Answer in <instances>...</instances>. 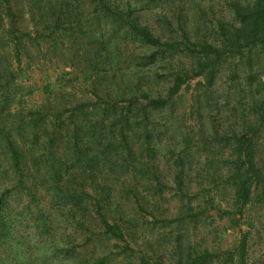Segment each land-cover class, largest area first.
<instances>
[{"label": "trees", "instance_id": "obj_1", "mask_svg": "<svg viewBox=\"0 0 264 264\" xmlns=\"http://www.w3.org/2000/svg\"><path fill=\"white\" fill-rule=\"evenodd\" d=\"M203 1L0 0V264L34 259L33 245L43 249L40 259H87L69 230L85 247L101 231L102 245L130 248L138 221L122 201L135 191L158 207L159 188H168L162 160L181 207L177 226L197 218L190 198L197 159L208 179L207 206L243 218L247 207L264 205V0H228L229 18L200 35L190 7ZM66 44L74 58L84 52L88 79H97L91 95L12 109L13 63ZM225 65L233 85L219 91ZM199 78L193 126L181 131L179 94ZM168 244L174 264H246L245 241L210 251L178 232ZM93 257L105 264L103 255Z\"/></svg>", "mask_w": 264, "mask_h": 264}, {"label": "rangeland", "instance_id": "obj_2", "mask_svg": "<svg viewBox=\"0 0 264 264\" xmlns=\"http://www.w3.org/2000/svg\"><path fill=\"white\" fill-rule=\"evenodd\" d=\"M227 1L204 0L203 3H196L190 7L191 20L193 19L195 30L200 35L213 34L214 28L217 26V20L223 17L229 18ZM66 42L68 41L66 40ZM60 49L55 51V53L43 52L42 55L35 50L31 52L30 58L22 59L21 65L18 66L13 63L11 66L12 70L18 74V77L16 84H14L16 85V98L12 109L20 107V104L24 103L27 109L35 110L36 107L45 102L57 98H62L67 103L75 104L77 101L86 100L91 95V84L97 82V79L94 81L88 79L87 75H90L91 72L86 62L87 59L82 57L83 50L78 53V58H74L75 56L69 50L70 47L67 44L63 46L64 50ZM222 71V78L216 85V90L219 88V91L229 87L231 84L233 85L230 78V66H223ZM23 72L26 73L24 76L22 75ZM198 83H205V81L203 78L192 80L183 87L179 94L176 109L177 112L185 115L181 119L179 118L176 123L177 126H180L181 131L193 126L189 109L194 99L193 95L197 94L198 96L202 93L203 88L199 87ZM61 91L66 95L65 99L62 97ZM177 139H180L179 135ZM174 155H177V152ZM165 165L166 163L162 160V165L160 164L159 169L164 175H168L165 177L166 182H168V188H159V191L163 190L164 193L163 196L156 199L158 207L143 202L138 196H135V191H130L128 194L131 195L127 196L128 200L122 201V204H124L123 209L127 215L137 217L138 221L139 229L136 243H131L130 248L125 243L115 241L102 245V243L97 242L98 233L101 231H96L93 238L94 242L85 247L82 241L76 239V231L69 230L68 235L72 236V240L77 241L75 242L76 246H72L87 259H40L43 249L33 245L32 253L34 259H17V261L8 259L7 264H82L83 262L94 264L97 259H94V257L90 259L92 253L106 257L104 259L105 264H140L142 263V258L149 264H174L176 260L172 258L168 243L175 240L178 232L188 237L197 247L208 248L210 251L222 252L234 249L245 241L246 264H264V205L254 203L253 206L247 207L243 218L236 214L229 216L224 211H217L216 207L213 210L207 206L201 200V195L209 189L206 186V189H204L202 186L208 179H205L206 175L203 173V166L198 164L197 159L192 170L194 184L190 197L193 199V213L197 215V218L192 221L187 219L185 224L177 226L176 223H173V220L181 211V207L178 205L171 173L164 168ZM108 167L111 168L112 164H108ZM106 172L108 173V170ZM113 181L117 185H114L113 188L119 192L121 190L118 186L119 182L117 179ZM201 187L204 191L201 190ZM220 189L221 187L214 189V193H219ZM125 196L123 194L122 197L125 199ZM136 199L140 203L138 206L135 204L138 203ZM222 207L225 208L224 202H222ZM60 214H62L63 218L65 212L61 210ZM80 214H83L82 211H80ZM63 227H66V224ZM161 235H163V240L159 238ZM29 237L31 238V235ZM146 239L153 241L154 248L146 245ZM93 250L94 252H92ZM218 264L223 263L219 262Z\"/></svg>", "mask_w": 264, "mask_h": 264}]
</instances>
